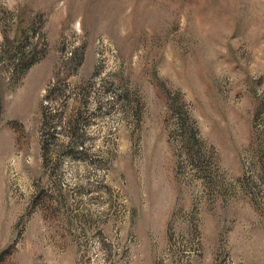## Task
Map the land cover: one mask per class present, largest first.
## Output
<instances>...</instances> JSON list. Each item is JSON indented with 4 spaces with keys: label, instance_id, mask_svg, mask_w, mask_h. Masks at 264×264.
<instances>
[{
    "label": "rangeland",
    "instance_id": "374dc122",
    "mask_svg": "<svg viewBox=\"0 0 264 264\" xmlns=\"http://www.w3.org/2000/svg\"><path fill=\"white\" fill-rule=\"evenodd\" d=\"M0 264H264V0H0Z\"/></svg>",
    "mask_w": 264,
    "mask_h": 264
}]
</instances>
